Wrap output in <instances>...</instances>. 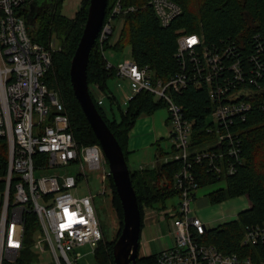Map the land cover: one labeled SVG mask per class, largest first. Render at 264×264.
<instances>
[{
	"label": "built area",
	"instance_id": "built-area-1",
	"mask_svg": "<svg viewBox=\"0 0 264 264\" xmlns=\"http://www.w3.org/2000/svg\"><path fill=\"white\" fill-rule=\"evenodd\" d=\"M35 1L0 0V264L18 262L26 247V222L34 216V254L49 251L56 264H77L82 258L78 248L89 247L95 253L105 239L94 207L96 197L90 193L81 199L73 192L87 182L90 172L105 170L107 159L100 145L86 147L76 140L60 92L48 87L53 54L61 47L53 41L50 48L33 41L23 11ZM151 7L165 29L184 13L171 0H152ZM123 14L120 1L106 17L97 41L104 45L111 39ZM178 39L180 70L167 82L135 61L118 67L107 63V70L131 84L129 101L146 93L164 102L174 154L163 163L184 165L174 177L181 199L180 210L171 218L175 244L163 249L156 264H264V223L246 227L241 243L245 254L225 255L205 241L212 227L191 216V204L201 190L197 168L206 166L224 182L235 176L244 164L240 130L257 114L264 117V30L249 41L228 38L208 44L198 34L183 32ZM191 87L209 96L207 133L215 136L212 146L196 144V123L177 104L176 97ZM111 176V170L106 171L102 182ZM106 194L104 189L100 195Z\"/></svg>",
	"mask_w": 264,
	"mask_h": 264
},
{
	"label": "trees",
	"instance_id": "trees-1",
	"mask_svg": "<svg viewBox=\"0 0 264 264\" xmlns=\"http://www.w3.org/2000/svg\"><path fill=\"white\" fill-rule=\"evenodd\" d=\"M65 1L49 0L39 5V1L36 0L32 5L26 7L23 14L27 18L28 30L34 42L50 48L55 35L62 40L63 48L53 54L54 66L46 79L48 87L60 92L59 95L71 119V133H74L76 140L86 147L96 146L100 143L82 112L70 84V67L84 34V25L88 19V4L74 19L63 15ZM120 1L124 14L118 19V22L123 23V30L112 47L109 45L110 41L104 45L97 41V46L91 54V63L88 65V84L91 92L92 88H97L107 94L109 92L108 82L117 76L114 70H107L108 60L105 54L109 50L114 49L117 52H122L127 47H131L132 55L138 66L151 68L157 73V78L167 82L172 75H176L180 70L176 59L180 32L186 35L198 34L205 38L208 44H220L221 41L228 38L249 41L254 34L264 30V0H171L181 6L184 13L167 29L160 25L157 12L151 7L152 0H109L107 20L111 9L116 7ZM37 5H39L38 8ZM131 8L135 11L126 12ZM91 92V97L94 99ZM94 101L107 126L120 142L127 161L129 134L135 128L137 121L143 115L154 116L160 109L166 108L161 100H157L150 94L142 93L134 101H130L127 112L123 113L121 123L116 121L110 123L102 105H99L96 99ZM176 101L184 109L186 118L196 123L194 130L196 144L205 146L213 144L215 136L207 133L210 127L208 117L212 113L207 92L203 89L187 88L182 96L176 97ZM240 134L243 140L244 164L235 176H230L225 180L227 184L225 189L216 190L210 195L211 205L222 204L231 199L245 196L248 197L251 205L249 210H245L239 215V221H232V223L221 225L206 233L205 241L223 251L225 255L245 254L241 243L245 239L246 227L264 223V117L257 114L248 126L242 127ZM5 151H3V158ZM158 152V167L151 170L134 171L131 174L134 189L138 195V205L142 211V223L145 207L157 210V206H162L167 209V202L180 197L174 177L183 169L184 165L177 161L164 164L162 159L169 154L163 152L162 149H158ZM196 172L200 189L224 182V180L215 178L214 175L208 173L206 166L197 168ZM110 182L114 188V206L124 217L122 202L116 194L114 182L112 180ZM36 220L37 216H34L31 223H29L30 218L26 222V247L15 264H38L37 262H39V256L32 251L34 245L32 235L37 229ZM116 243L105 239L97 246L95 254L99 264H114L113 248ZM157 258L158 256L140 258L138 263L156 264Z\"/></svg>",
	"mask_w": 264,
	"mask_h": 264
},
{
	"label": "rangeland",
	"instance_id": "rangeland-1",
	"mask_svg": "<svg viewBox=\"0 0 264 264\" xmlns=\"http://www.w3.org/2000/svg\"><path fill=\"white\" fill-rule=\"evenodd\" d=\"M40 3L47 2L49 0H38ZM63 9V15L70 18H77V14L81 12L82 8L87 6L90 8V0H66ZM88 2V3H87ZM123 23L117 22L116 32L111 37L110 46L114 45L121 35L123 30ZM53 42L56 44V48H63L64 44L62 40L58 38L57 35L53 38ZM109 46V47H110ZM107 60L110 65L118 67L120 64L126 63L127 61H135L134 56L132 55L131 47H127L122 52H117L112 49L106 52ZM109 92L104 94L101 90L97 88H92V95L94 99L99 103L103 101L102 108L107 114V120L110 123L119 122L123 119V113L127 112L128 106L130 104L129 98L131 97V84L128 81L119 79L118 76L113 77L109 82ZM114 99V100H113ZM114 102H113V101ZM156 120L157 130L154 131L153 127H149L144 121L142 123L135 124V128L129 134V147H128V168L132 172H139L142 169H155L157 166V156L158 149H162L163 152L169 154L165 160L171 159L173 157V139L169 136V127L166 122L170 118L169 110L166 108L160 109L154 116ZM212 121V119H210ZM162 135V138H157ZM158 139V140H157ZM156 141V142H155ZM105 170L94 173L90 172L87 182H84L79 190L73 192L75 197L85 199L91 193L96 197L95 199V211H97L98 219L100 225H102L104 239L111 243H116L119 241L121 232L124 229L123 216H121L120 211L114 206V188L110 182L112 179L102 182V177L105 175L106 171L109 172V167L107 164L104 165ZM145 169V170H146ZM61 173L66 175H74L73 171L63 170ZM39 176L40 174L37 173ZM227 186L226 182H220L215 186L204 187L198 193V199L191 204L193 213L191 216L193 218H199L201 221H204L208 226H211V229H216L219 226H224L225 224L232 223V221H239V215L245 212L249 208L250 203L247 196L231 199L224 203H219L217 205L210 204V195L215 193L216 190H223ZM104 189L107 191V194L102 196L100 195ZM180 201L179 197L174 198L170 202H167L166 208L162 206H157V211L151 209L150 207L144 208V217L143 221H147V216L149 213H152V218L150 222L155 226L161 227V236L163 241H165L169 246L175 244V232H174V222H172V217L180 210ZM160 213V214H159ZM167 219L165 217L168 214ZM149 224V223H148ZM142 241H141V257H151L157 256L159 254L158 242L155 240L157 237L152 231L144 230L142 231ZM117 244V243H116ZM144 245L150 246V249L147 252H144L142 249ZM153 251V252H152ZM39 264H56L53 255L47 251L45 254H40ZM76 253L81 254L82 258L77 264H99L97 255L93 253L92 249L89 247H80L76 250ZM72 260H75L76 257L74 254H71Z\"/></svg>",
	"mask_w": 264,
	"mask_h": 264
},
{
	"label": "water",
	"instance_id": "water-1",
	"mask_svg": "<svg viewBox=\"0 0 264 264\" xmlns=\"http://www.w3.org/2000/svg\"><path fill=\"white\" fill-rule=\"evenodd\" d=\"M108 7L109 0H90L84 34L70 67V84L82 112L88 119L87 121L95 133L94 135L100 143L101 150L112 173L111 179L114 182L116 194L122 202L124 229L121 232L119 241L113 248L114 264H139L143 223L142 211L138 205V195H136L134 182L131 178L132 171L128 168L127 158L122 151L120 142L107 126L103 115L97 110L88 84V65L91 63L92 51L95 50L97 39L103 30Z\"/></svg>",
	"mask_w": 264,
	"mask_h": 264
},
{
	"label": "crops",
	"instance_id": "crops-1",
	"mask_svg": "<svg viewBox=\"0 0 264 264\" xmlns=\"http://www.w3.org/2000/svg\"><path fill=\"white\" fill-rule=\"evenodd\" d=\"M145 122V123H147L148 125H149V127H153V129H154V131H156L157 130V125L158 124H156V120L154 119V117H152V116H148V115H143V117L141 118V119H139V123H142V122ZM166 124H167V126L169 127V136H170V134H171V132H172V128L170 127V125L168 124V122H166ZM157 138H162L163 139V137H162V135H160V136H158ZM158 140V139H157ZM156 142V141H155ZM157 162V161H156ZM146 169V168H145ZM145 169H142L141 171H144ZM157 211V210H156ZM160 214V213H159ZM152 216V213H149V215L147 216V221L145 222V221H143V223H144V230H150V231H152V233H154L155 235H156V239L155 240H157V242L159 243L158 244V250H159V254L163 251V249L165 248V247H171V246H169L165 241H163V239H161L162 238V236H161V227L160 226H154L151 222H150V219L151 220H154V218H152L151 217ZM149 223V224H148ZM148 249H150V246H148V245H144V247H143V251L144 252H147V250ZM140 250H141V247H140ZM153 252V251H152ZM158 254V255H159ZM157 255V256H158ZM140 258H147V257H141V251H140Z\"/></svg>",
	"mask_w": 264,
	"mask_h": 264
},
{
	"label": "flooded vegetation",
	"instance_id": "flooded-vegetation-1",
	"mask_svg": "<svg viewBox=\"0 0 264 264\" xmlns=\"http://www.w3.org/2000/svg\"><path fill=\"white\" fill-rule=\"evenodd\" d=\"M39 6L37 5V8H38Z\"/></svg>",
	"mask_w": 264,
	"mask_h": 264
}]
</instances>
